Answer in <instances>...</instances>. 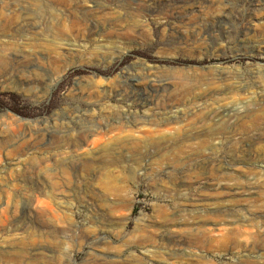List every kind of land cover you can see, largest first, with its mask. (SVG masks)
Listing matches in <instances>:
<instances>
[{
	"label": "rangeland",
	"instance_id": "374dc122",
	"mask_svg": "<svg viewBox=\"0 0 264 264\" xmlns=\"http://www.w3.org/2000/svg\"><path fill=\"white\" fill-rule=\"evenodd\" d=\"M6 39L5 57L35 46L0 69V264L253 258L264 191L219 198L210 168L264 186V0H0ZM207 217L243 221L224 242Z\"/></svg>",
	"mask_w": 264,
	"mask_h": 264
},
{
	"label": "bare ground",
	"instance_id": "6f19581e",
	"mask_svg": "<svg viewBox=\"0 0 264 264\" xmlns=\"http://www.w3.org/2000/svg\"><path fill=\"white\" fill-rule=\"evenodd\" d=\"M255 2V1H254ZM258 2V1H257ZM259 3V2H258ZM12 16V15H11ZM14 17V16H13ZM17 17V16H16ZM11 19H13L11 17ZM18 19V17H17ZM120 19V18H119ZM11 21V20H10ZM15 21H16V18H15ZM10 23V22H9ZM62 25V24H61ZM7 26V25H6ZM57 26V25H56ZM59 27V26H58ZM63 27V26H62ZM61 27V28H62ZM247 28V27H246ZM63 29V28H62ZM57 31V30H56ZM59 32H60V29H59ZM242 33V32H241ZM56 36V35H55ZM29 41V39H27ZM58 41V40H57ZM55 42V41H54ZM52 40H51V45L52 47L49 48V51L52 52V53H55L57 55L60 56V52L62 50L61 47H62V42H55L54 43ZM64 42V41H63ZM27 43V42H26ZM12 44V41L10 39H6L2 42H0V69L1 71H5L6 70V66H10V70H14L17 67L20 66V63L19 62H22V60H27V58L31 57L32 55V52L34 53V51L32 50V48L35 46L33 45H27V44H23L21 46V48L19 47V51L15 52L17 54H11V52L9 53V56L8 57H5L1 52H4L5 50H9L10 49V45ZM56 44V45H55ZM50 45V46H51ZM26 49H28L26 51ZM33 57V56H32ZM51 59V58H50ZM29 60V59H28ZM29 62V61H28ZM27 62V63H28ZM3 75V74H2ZM137 82V81H136ZM130 86V85H129ZM230 87V86H229ZM228 87V88H229ZM232 87V86H231ZM135 88V87H133ZM131 87V89H133ZM139 88V87H138ZM141 88V86H140ZM213 88V87H212ZM237 88V86H236ZM215 89V88H214ZM230 89V88H229ZM137 91V90H136ZM213 93L217 92V90H213L212 91ZM87 93H89L87 91ZM136 93V92H135ZM221 93H219V96H220ZM87 95V94H85ZM223 96V95H222ZM248 108V107H247ZM242 109V108H241ZM244 109V108H243ZM195 110V108H194ZM226 110V106L222 107V108H217V109H212L210 110V112L207 114V115H204L202 118L199 119V121H206V120H213L214 122H218L219 120H221L223 117L225 116H228L227 118H231V115H226L224 114V111ZM193 111V110H192ZM238 112V110H236ZM180 112V111H179ZM185 112V110L183 111V113ZM235 112V111H234ZM240 112V111H239ZM178 113V112H177ZM252 113V112H251ZM236 114V113H235ZM237 115V114H236ZM252 115V114H251ZM257 115V114H256ZM234 116V115H233ZM175 117V116H174ZM178 117V116H177ZM183 117V116H182ZM186 117V115H185ZM248 117V116H247ZM256 117V116H255ZM235 118V117H234ZM242 119V118H241ZM248 119V118H247ZM250 119V118H249ZM253 119V118H252ZM179 120L181 121L182 119H180L179 117ZM186 120V119H185ZM194 120H196L194 118ZM240 120V119H238ZM173 121V120H172ZM178 121V120H177ZM242 121V120H241ZM245 121V120H244ZM166 122V121H165ZM176 122V121H175ZM179 122V121H178ZM208 124V123H207ZM209 125V124H208ZM209 127H212V126H209ZM208 128V127H207ZM100 129V128H99ZM103 129V128H102ZM93 131V130H92ZM99 131V130H98ZM89 132V131H88ZM199 132V131H197ZM92 133V132H90ZM193 133V132H192ZM202 133V132H201ZM200 133V134H201ZM191 134V133H190ZM205 134H206V131H205ZM194 135V134H193ZM192 135V136H193ZM91 136V134H90ZM196 136V135H195ZM202 136V135H201ZM17 141V140H15ZM248 160V159H247ZM206 161V160H205ZM215 160L212 159V161L210 162H207L206 163H209V165L211 163H214ZM218 161V160H216ZM202 162V161H201ZM205 163V164H206ZM202 167V166H201ZM215 166H212L210 169L213 170L215 172V174L217 175V182H215L211 187L213 190L216 191V195L219 197V198H225V197H228V196H237V195H242V194H252V189L256 192V193H263L264 191V186L262 187H258L254 185L251 186V183H240V182H236V181H231L229 182L228 179L226 178H230L232 177V175H236L234 174L233 172H229V171H223L221 169H223L222 167H219L218 166V170L217 168H215ZM192 169H195V168H192ZM208 169V167H207ZM206 171V169H205ZM234 171V170H233ZM194 172V171H192ZM199 172V171H197ZM249 172V171H248ZM210 173V172H209ZM187 174V173H185ZM189 174V172H188ZM197 174V173H196ZM195 174V175H196ZM227 176L226 178H223V176ZM187 176V175H186ZM196 177V176H195ZM184 178V177H182ZM232 178H235V177H232ZM105 182H102L100 185L102 187V189L106 190L108 193H115L117 192L119 186L115 183V178H113L111 175H106L105 177ZM187 179H190V177H187L185 180H178V181H173L171 180L170 183L168 184V187L170 186L171 188L173 189H176V188H180V187H184L186 185H189L187 183H189ZM194 179V178H193ZM196 179V178H195ZM230 180V179H229ZM186 181V182H185ZM253 182L252 181V185H253ZM162 187V186H161ZM164 189V188H162ZM256 189V190H255ZM174 191V190H173ZM223 195V196H221ZM248 196V195H247ZM109 206V205H108ZM51 209L49 208H46L45 209V212H50ZM108 211V210H107ZM239 221H243L242 219L240 218H236V217H232V218H227L226 219V223L223 225L221 224L219 221L217 220H213L211 219V217H207L205 221H203L202 223H204V225H196L195 227V230L197 233H201V234H204V235H208V236H213V237H216L217 239H219L220 241H224V242H228L229 240H231V235L234 233V230L237 228V222L239 223ZM253 232H251V236H250V241H249V244H245L243 245V249L245 251H248L249 253H254L255 255L253 256L252 259H250V256L249 254H247V263L246 264H264V247L263 248H259L258 244L262 241L264 242V237L261 235L262 233H260L259 229H260V226H257V225H253ZM262 229V228H261ZM45 251V248L44 247H36V256H40L41 254H43ZM5 253H7V251H5ZM97 256V255H96ZM12 263V257L10 258L8 255L5 256V258L1 261V262H10ZM16 264V263H14Z\"/></svg>",
	"mask_w": 264,
	"mask_h": 264
}]
</instances>
